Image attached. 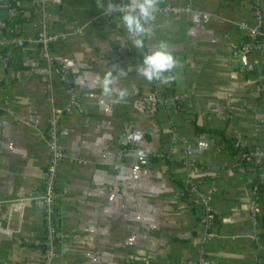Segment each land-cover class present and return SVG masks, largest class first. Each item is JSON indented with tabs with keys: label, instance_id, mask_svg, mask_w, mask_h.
Listing matches in <instances>:
<instances>
[{
	"label": "crops",
	"instance_id": "0c3cea01",
	"mask_svg": "<svg viewBox=\"0 0 264 264\" xmlns=\"http://www.w3.org/2000/svg\"><path fill=\"white\" fill-rule=\"evenodd\" d=\"M164 1L180 8L190 2L192 11L160 17L141 50L120 18L103 14L99 5L109 0H60L48 5L50 32L65 36L51 49L53 65L30 43L2 53L8 61L0 60V264L41 262L35 242L45 234L43 209L26 199L41 190L52 109L62 112L59 142L67 158L57 175L62 240L52 264H185L200 255L211 264H264L257 222L264 206L253 194L257 182L264 192V51L246 61L237 55L247 38L239 25L251 26L254 10L264 23V0ZM21 6L30 8L28 1ZM39 21L34 13L15 28L32 39ZM160 41L178 65L172 82L160 85L165 106L148 116L138 97L152 81L137 68ZM108 72L126 91L123 99L96 83ZM71 87L77 97L66 113ZM236 142L259 153L261 168L239 162L229 149ZM187 150L197 166L221 172L213 199L217 237L207 244L183 191ZM19 200L26 201L7 203Z\"/></svg>",
	"mask_w": 264,
	"mask_h": 264
},
{
	"label": "built area",
	"instance_id": "2783aa9c",
	"mask_svg": "<svg viewBox=\"0 0 264 264\" xmlns=\"http://www.w3.org/2000/svg\"><path fill=\"white\" fill-rule=\"evenodd\" d=\"M16 0H7L0 3V60L6 61L7 58L2 56V53L7 55L8 52L22 44H34L41 48L44 60L53 65V56L51 49L53 45L63 41L64 35L51 33L48 26V5L58 4L60 0H30V8L36 13L39 18V25L36 35L31 39H26L23 35L13 37L11 30L8 27V22L17 19L23 15V10L11 5V2ZM116 4H123L129 0H111ZM158 12L156 19L152 22V34L154 37L160 28L159 18H169L171 16L188 14L192 11L190 2L184 8L166 3L164 0H157ZM111 18H120L118 13L106 15ZM253 24L246 26L240 24L239 28L246 32V40L239 46L237 55L241 61L248 56L264 51V31L263 18L256 10L252 12ZM151 51V50H149ZM62 81L68 82L67 75L62 67H54ZM171 75V73L169 74ZM158 81H152L151 91L139 96L138 101L145 115L155 116L157 112L166 104L160 89ZM72 86V85H70ZM49 94L52 93L50 87L47 88ZM76 91L71 87V101L65 107L64 112L69 113L73 109L76 102ZM51 97L49 96V100ZM62 112L52 109L51 116L47 122V130L45 134L46 145L49 151V161L46 169L41 175V190L27 201L33 202L36 206L43 209V224L45 234L42 240L35 242V245L41 249L42 258L40 264H52L57 257V249L62 240L57 220V203L59 194L57 192V175L58 170L63 162L67 160L66 155L59 142V125ZM240 147L236 142L234 148ZM239 162L244 160L253 169H259L262 166L261 158L258 152H249L246 154H238ZM118 160L121 159L119 154ZM184 174L183 191L187 196L188 201L198 212V224L202 232V244H207L217 237L215 232V211L213 208V199L215 195V183L219 179L221 172L212 170L207 167H199L191 160V152L189 150L184 153V160L181 165ZM200 173L204 178L203 181L196 180V174ZM258 189L254 187L253 194L258 198ZM26 200L7 201V203L17 205L22 204ZM2 202L0 203L1 206ZM255 213V212H254ZM185 264H211L205 257L200 255L196 261H188Z\"/></svg>",
	"mask_w": 264,
	"mask_h": 264
},
{
	"label": "clouds",
	"instance_id": "9594fccd",
	"mask_svg": "<svg viewBox=\"0 0 264 264\" xmlns=\"http://www.w3.org/2000/svg\"><path fill=\"white\" fill-rule=\"evenodd\" d=\"M104 15L118 13L127 30L132 46L141 50L145 48V39L152 34V22L156 19L158 12L157 0H129L127 3L116 4L109 0L107 7L101 4ZM178 61L165 41H160L151 50L142 55V61L137 72L145 80L158 81L160 84H169L174 79L173 73ZM123 71L120 75H124ZM117 77L108 72L101 80L97 78L96 83L102 88L105 95L115 93L118 99L126 96V91L115 87ZM118 102V101H117Z\"/></svg>",
	"mask_w": 264,
	"mask_h": 264
},
{
	"label": "trees",
	"instance_id": "16d2710c",
	"mask_svg": "<svg viewBox=\"0 0 264 264\" xmlns=\"http://www.w3.org/2000/svg\"><path fill=\"white\" fill-rule=\"evenodd\" d=\"M22 1H28L29 2L30 0H16L15 2H11V5H14L17 8L23 10V15L21 17H19L17 19H14V20H11V21L8 22V27L11 30V35L13 37L21 36V33L19 31H17V29L15 28V25L16 24L22 25L23 23L28 22L29 20H31V16L34 15V11L31 8H24V7L21 6ZM23 45H25V44L19 45L16 48L21 47ZM7 61H8V59H7ZM229 149L232 151L233 155L234 154L237 155V154H240V153H242V154L248 153L247 150L243 149L242 147L234 148L233 145H231L229 147ZM240 163H242V165H244V166H248V164L244 160L240 161ZM256 184L258 186L259 193L261 195L260 202L264 206V192H263V188H262V186L260 184H258V182ZM257 222L260 225L261 229L264 231V211L261 213V215L259 217H257Z\"/></svg>",
	"mask_w": 264,
	"mask_h": 264
},
{
	"label": "water",
	"instance_id": "95a60500",
	"mask_svg": "<svg viewBox=\"0 0 264 264\" xmlns=\"http://www.w3.org/2000/svg\"><path fill=\"white\" fill-rule=\"evenodd\" d=\"M243 61H246V58L242 59Z\"/></svg>",
	"mask_w": 264,
	"mask_h": 264
}]
</instances>
